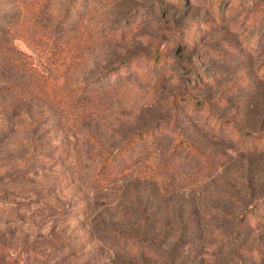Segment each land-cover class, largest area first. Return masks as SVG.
<instances>
[{"label":"rangeland","instance_id":"1","mask_svg":"<svg viewBox=\"0 0 264 264\" xmlns=\"http://www.w3.org/2000/svg\"><path fill=\"white\" fill-rule=\"evenodd\" d=\"M68 1L0 0V264H264V0Z\"/></svg>","mask_w":264,"mask_h":264},{"label":"trees","instance_id":"2","mask_svg":"<svg viewBox=\"0 0 264 264\" xmlns=\"http://www.w3.org/2000/svg\"><path fill=\"white\" fill-rule=\"evenodd\" d=\"M72 0L68 1V5H66L65 11H69L70 3ZM67 24H65V21L61 24V28L65 30ZM59 31V30H58ZM51 45L52 47L57 48L59 43H56V39H51ZM152 65L155 66V64H160L161 62V55L160 53H155L154 57L152 58ZM129 65L127 63H115L111 67L105 69L102 73L103 77H108V80L112 79L114 80L116 76L121 74L122 71L129 70ZM90 84L93 85L92 90H90ZM95 86V87H94ZM193 88H198V85L194 84ZM13 85H7L3 88H0V92H8V90L13 91ZM84 95L85 98L87 96H101L103 95L107 89H103L101 87H97L96 82H87V84L84 85ZM104 90V91H102ZM94 94L92 95L91 93ZM86 101V100H85ZM190 108H192V101H188ZM196 104V103H194ZM158 134L157 129L152 128H146L142 130H138L137 132L130 135L124 142H122L113 152L109 153L106 156H103L96 167V171L91 175V178L94 182L100 184V185H107L110 180L114 177H120L128 174L133 167L138 163L139 161V154L141 151H147L149 149H152L154 147V140ZM144 140V141H143ZM148 142V145H145L146 147H143L142 144ZM141 143V144H138ZM147 144V143H146ZM143 148V149H142ZM194 154L198 153L196 150L192 149V146L189 145V149ZM41 157L45 158V155H41ZM47 159L50 160V158L47 157ZM54 160V159H51ZM32 163L27 158H11L9 160H6L2 163H0V175L4 174L6 172H11L12 170H28L31 168ZM264 208V200L260 204ZM127 240H129V237L125 236ZM124 243V241H122ZM130 248H128V252L131 254V256H136L137 252L139 251V247H137V244L132 245L130 244ZM129 247V246H128Z\"/></svg>","mask_w":264,"mask_h":264}]
</instances>
